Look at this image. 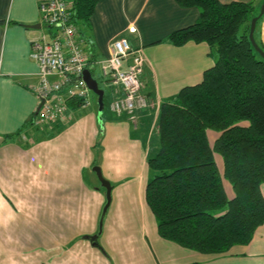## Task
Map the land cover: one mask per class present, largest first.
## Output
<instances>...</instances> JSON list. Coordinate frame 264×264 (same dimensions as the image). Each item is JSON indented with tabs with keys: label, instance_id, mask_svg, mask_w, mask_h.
<instances>
[{
	"label": "crops",
	"instance_id": "obj_1",
	"mask_svg": "<svg viewBox=\"0 0 264 264\" xmlns=\"http://www.w3.org/2000/svg\"><path fill=\"white\" fill-rule=\"evenodd\" d=\"M199 13V7L176 0H98L91 16L77 25L83 50L97 61L87 68L98 81L94 71L109 42L125 36L145 57L141 79L149 103L136 109L135 119L113 111L115 86L100 70L102 110L97 96L71 108V113L85 111H76L55 131L50 121L30 123L39 104L31 41L52 28L42 21L39 0H0V264H264V221L248 242L202 252L160 236L145 199L147 155L157 145L160 103L201 81L214 63L206 41L175 45L168 40L171 31L194 23ZM257 22L264 45V12ZM212 130L206 131L211 144L218 135ZM9 134L15 136L6 139ZM216 163L222 175L221 156ZM96 164L112 185L100 223L106 196L92 168ZM222 182L233 196L231 183L223 176ZM260 190L264 197V181Z\"/></svg>",
	"mask_w": 264,
	"mask_h": 264
},
{
	"label": "trees",
	"instance_id": "obj_2",
	"mask_svg": "<svg viewBox=\"0 0 264 264\" xmlns=\"http://www.w3.org/2000/svg\"><path fill=\"white\" fill-rule=\"evenodd\" d=\"M70 1L77 26L91 16L98 0ZM176 1L199 7V18L171 31L168 40L175 45L206 41L214 63L205 69L201 81L181 87L160 103L157 145L147 155L150 173L145 199L160 236L198 251L220 252L248 242L264 221L260 190L264 181V57L248 35L260 4ZM254 38L264 50L255 34ZM66 103L76 108L83 99L71 96ZM208 128L218 131L212 144ZM14 136L6 135V139ZM215 151L222 157V175ZM222 176L232 185L231 197Z\"/></svg>",
	"mask_w": 264,
	"mask_h": 264
},
{
	"label": "built area",
	"instance_id": "obj_3",
	"mask_svg": "<svg viewBox=\"0 0 264 264\" xmlns=\"http://www.w3.org/2000/svg\"><path fill=\"white\" fill-rule=\"evenodd\" d=\"M71 4L70 0H39L42 21L52 31L31 41L30 54L37 61L39 76L35 91L39 104L43 100L32 118L35 124L62 120L68 112L67 97L82 98V106L90 102V89L82 74L97 61H89L81 46L82 39L71 18ZM98 63L103 80L115 86L111 109L126 111L135 119L136 109L149 103L141 79L145 67L141 49L132 48L128 38L119 35L111 39L107 56Z\"/></svg>",
	"mask_w": 264,
	"mask_h": 264
},
{
	"label": "water",
	"instance_id": "obj_4",
	"mask_svg": "<svg viewBox=\"0 0 264 264\" xmlns=\"http://www.w3.org/2000/svg\"><path fill=\"white\" fill-rule=\"evenodd\" d=\"M264 12V0H262L261 4H260V11L259 14L256 16H253L251 18V22H250V28H249V38L250 41L252 43V45L254 46V48L259 52V54L264 57V50L258 45V43L256 42L255 38H254V29H255V25H256V21L259 15H261ZM28 26L31 27H39L40 23H30L28 24ZM82 77L85 79L87 86L89 87L90 90H92L93 92H95L98 96V104H99V109L100 111L102 110V106H103V89L102 87H100L97 79L95 77H93L91 71L89 70V68H85L83 70V74ZM43 102V100H42ZM38 104L37 108H36V112L37 110L40 108L41 104ZM35 112V113H36ZM93 170L95 171L97 178L99 179L101 185L105 188V196H106V201L103 205L102 208V216L105 213L109 202H110V198H111V184L110 182L102 175L101 169L99 167V165H93ZM100 230V228H99ZM96 236H92V238H95Z\"/></svg>",
	"mask_w": 264,
	"mask_h": 264
},
{
	"label": "rangeland",
	"instance_id": "obj_5",
	"mask_svg": "<svg viewBox=\"0 0 264 264\" xmlns=\"http://www.w3.org/2000/svg\"><path fill=\"white\" fill-rule=\"evenodd\" d=\"M261 4V3H260ZM256 8L257 9H259V11H260V6L259 7H257L256 6ZM78 24H79V22H78ZM258 22H257V24L255 25V31H254V34H255V37L258 39V37H257V35H258ZM98 72V73H97ZM99 72H100V69H99V71H94V75L98 78V81H99V84H100V86L102 87V85H103V78L100 80V77H99ZM101 76V75H100ZM104 89V88H103ZM105 90H106V88H105ZM89 97H90V100L92 99V101H94V100H96L97 101V94L95 93V92H93L92 90H89ZM84 107H81L79 110L78 109H76V111H78V112H83V111H85L84 109H83ZM86 108V107H85ZM76 111H74L73 110V113H71V108L68 106V112H66V115H65V117L62 119V120H59V121H56V122H51L52 124H54V123H58V124H60V125H54V128H55V131H57V130H59V129H61V128H63L65 125H67V124H69L72 120H73V115L75 114V112ZM72 117V118H71ZM243 121H247V120H243ZM64 122H66V123H64ZM61 123H63V124H61ZM210 129H212V128H208V130H210ZM215 129H213L212 131H214ZM216 131V130H215ZM214 131V132H215ZM99 136H100V134H99ZM211 138V137H210ZM214 140H213V137L211 138V142H213ZM214 154H215V159H216V161H217V158L219 159V157L221 156L220 155V153H218V152H214ZM220 163V162H219ZM130 165V164H129ZM135 169H136V166H135V164H133L132 166H130V170L131 171H135ZM105 177V176H104ZM98 185L99 186H101V188L103 187L102 185H101V183H100V181H99V179H98ZM112 186V185H111ZM101 215H102V210H101V213H100V217H99V223H100V218H102L101 217ZM99 225V224H98ZM99 227V226H98ZM99 231V230H98ZM98 231H96V233H97V237H96V239H97V242L98 243H96L97 244V246L100 248V243H99V241H98V236H99V232Z\"/></svg>",
	"mask_w": 264,
	"mask_h": 264
}]
</instances>
